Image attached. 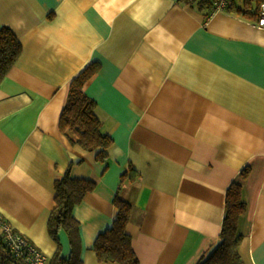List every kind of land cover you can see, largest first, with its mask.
Listing matches in <instances>:
<instances>
[{
	"label": "crops",
	"instance_id": "crops-1",
	"mask_svg": "<svg viewBox=\"0 0 264 264\" xmlns=\"http://www.w3.org/2000/svg\"><path fill=\"white\" fill-rule=\"evenodd\" d=\"M246 1L212 14V0H0V29L23 46L0 82V211L17 232L53 256L55 179L69 173L96 182L73 210L83 264H116L93 246L117 194L133 204L140 264H197L220 242L239 182V251L264 264V28L249 11L263 2ZM91 62L85 91L113 138L105 160L60 127Z\"/></svg>",
	"mask_w": 264,
	"mask_h": 264
},
{
	"label": "trees",
	"instance_id": "trees-1",
	"mask_svg": "<svg viewBox=\"0 0 264 264\" xmlns=\"http://www.w3.org/2000/svg\"><path fill=\"white\" fill-rule=\"evenodd\" d=\"M257 1L264 2V0ZM22 48V43L15 31L10 26H3L0 29V82L15 64ZM99 69L98 62H91L71 80L68 99L60 116V127L63 130L72 131L85 149L97 150L98 159L105 160L108 156L107 149L113 143V138L103 132L102 122L95 112L96 102L85 91L86 83ZM249 171L248 167L245 168L242 176H248ZM95 186L94 180L73 177L69 173L55 179V205L48 219V228L58 246L53 256L48 259V264H83L80 255V222L73 210ZM114 203L117 212L113 224L97 236L93 249L101 262L140 264L133 248V237L128 231L133 204L120 194L116 195ZM245 210L246 203L242 198L241 184L233 182L226 193L221 240L216 248L197 264H245L239 251L242 240L239 220ZM61 231H65L69 237L68 254H63ZM19 262H21L20 258L9 252L0 235V264H20Z\"/></svg>",
	"mask_w": 264,
	"mask_h": 264
},
{
	"label": "built area",
	"instance_id": "built-area-1",
	"mask_svg": "<svg viewBox=\"0 0 264 264\" xmlns=\"http://www.w3.org/2000/svg\"><path fill=\"white\" fill-rule=\"evenodd\" d=\"M212 14L235 7V0H212ZM256 14L255 24L264 28V2L254 8H249ZM0 235L6 243L7 249L15 257H19L20 264H45L49 256L21 235L4 217L0 211Z\"/></svg>",
	"mask_w": 264,
	"mask_h": 264
}]
</instances>
